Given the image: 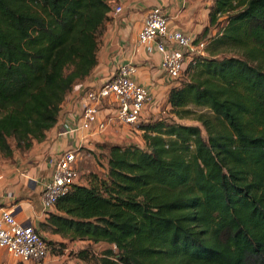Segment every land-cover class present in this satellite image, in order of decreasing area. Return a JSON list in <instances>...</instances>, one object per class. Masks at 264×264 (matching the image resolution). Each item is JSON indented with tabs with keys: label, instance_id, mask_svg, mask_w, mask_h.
I'll use <instances>...</instances> for the list:
<instances>
[{
	"label": "trees",
	"instance_id": "obj_1",
	"mask_svg": "<svg viewBox=\"0 0 264 264\" xmlns=\"http://www.w3.org/2000/svg\"><path fill=\"white\" fill-rule=\"evenodd\" d=\"M116 2L0 0L1 157L56 127L97 65ZM207 21L196 42L239 56L196 57L164 100L179 118L206 109L194 119L207 138L159 120L139 127L144 148L99 146L104 177L73 185L39 225L42 236L88 243L70 252L76 264H264V0H211Z\"/></svg>",
	"mask_w": 264,
	"mask_h": 264
},
{
	"label": "crops",
	"instance_id": "obj_2",
	"mask_svg": "<svg viewBox=\"0 0 264 264\" xmlns=\"http://www.w3.org/2000/svg\"><path fill=\"white\" fill-rule=\"evenodd\" d=\"M210 3L211 0H118V3L113 6V10L115 7L121 6L124 10L123 14L115 15L113 11L110 13L101 39L97 65L90 76L77 84L66 97L56 127L48 133L45 141L34 145L29 152L15 153L11 159H4L0 156V210H9L19 222L31 224L38 230L40 223L46 219L47 213H56L55 209L47 213L43 211L40 191L42 185L50 178L53 163L60 149L65 145V141H61L57 137V131L62 123L70 125L78 123L80 117L79 97L93 86L105 82L118 65L132 62L136 66V82L146 87L150 93V101L145 106L142 119L144 123L151 121L173 84L167 81L160 69L158 54L146 55L142 50L135 55L132 54L142 22L151 7L161 6L168 16L170 29L197 39L208 25L207 16ZM112 113V107L104 104L101 116L111 117ZM132 131L142 134L139 129H127L114 123L106 135L89 138L84 144L83 150L92 149L95 144L116 142L118 136L127 144H131L133 140L135 143L140 142ZM140 143L136 146L139 147ZM67 144L71 148L81 145L77 136L68 138ZM81 155L82 152L80 157ZM46 235L44 237L47 241L52 240L57 244L64 243L66 249L63 252L66 251L69 254L88 245L83 241L68 242L58 235H48L49 238ZM66 258L65 253L59 256L50 254L41 263L24 264L77 263L74 257L67 260ZM0 263L23 264L15 261L2 249H0Z\"/></svg>",
	"mask_w": 264,
	"mask_h": 264
},
{
	"label": "built area",
	"instance_id": "obj_3",
	"mask_svg": "<svg viewBox=\"0 0 264 264\" xmlns=\"http://www.w3.org/2000/svg\"><path fill=\"white\" fill-rule=\"evenodd\" d=\"M123 7H115L120 15ZM206 41L196 42L184 33L169 27L168 16L161 6L151 7L137 34L132 54L142 50L146 55L158 54L160 69L171 84L180 78L188 64L203 57ZM137 68L132 62L118 65L103 83L85 91L78 99L79 121L62 123L57 137L65 141L53 163L50 178L42 185L40 200L45 213L68 194L80 177V153L89 138L106 135L114 123L127 129H139L145 106L150 101L148 89L135 80ZM104 104L112 107L111 117L101 116ZM77 136L81 145L68 147L67 139ZM60 141V140H59ZM0 249L20 263H41L50 256L46 238L33 226L19 222L9 210H0ZM3 264V263H0Z\"/></svg>",
	"mask_w": 264,
	"mask_h": 264
},
{
	"label": "rangeland",
	"instance_id": "obj_4",
	"mask_svg": "<svg viewBox=\"0 0 264 264\" xmlns=\"http://www.w3.org/2000/svg\"><path fill=\"white\" fill-rule=\"evenodd\" d=\"M132 1V0H131ZM118 2H116L115 4H117ZM123 14V13H122ZM213 37L215 36L212 35ZM207 44H206V51L203 57L206 58H211L212 56H215L217 59H222L223 57H238L239 54L236 51L233 50H228L227 48H222L217 50L214 53H210V51L207 48ZM183 80L182 77H180L177 80V83L181 82ZM189 110L191 112H193L192 115H190L187 118H179L178 116H176V114H174L171 111V108L169 105H167V103L165 101H162L160 103L159 106V110L158 112H155V114L153 115V118L151 121H159L162 120L166 123L169 124H179V125H185V126H197L201 129L202 132V136L206 139L207 138V134L205 129L202 127V125L200 123H198L194 117L195 115H199L202 114L204 116L210 117L209 112L206 109H201V108H194V107H189ZM135 134V137L138 138V140L141 142L135 143L134 140L131 144L136 145L140 143V148H144L145 144L144 141L142 139V134H136L135 131H132ZM130 143V142H129ZM104 144H116V145H120V146H128L131 144H127L125 140H122L119 136L116 139V142H105V143H101V144H95L93 146L92 149H88V150H82V155H81V160L79 162V173H80V177L77 181V183L79 184H88V182L91 180V176L93 174H96L100 177H104L105 172H106V165H107V149L102 147H99L101 145ZM44 237V236H43ZM47 238H49L48 235H46ZM45 238V237H44ZM54 247V249L56 250V252L54 253L55 255L59 256L65 253L66 255V260L68 258H72L70 256V254L68 252H59V245L57 243H53V246H51V248ZM108 248V246L106 244L100 243L97 245H92L91 250L94 254V257L99 259L100 257H102V253L104 250H106ZM51 253V251H50ZM65 264V263H63Z\"/></svg>",
	"mask_w": 264,
	"mask_h": 264
}]
</instances>
